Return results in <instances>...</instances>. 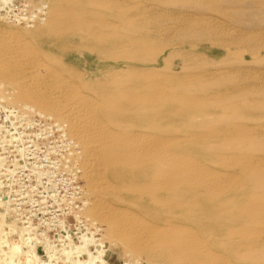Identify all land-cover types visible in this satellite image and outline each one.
<instances>
[{
    "label": "bare ground",
    "instance_id": "obj_1",
    "mask_svg": "<svg viewBox=\"0 0 264 264\" xmlns=\"http://www.w3.org/2000/svg\"><path fill=\"white\" fill-rule=\"evenodd\" d=\"M117 1L26 0L36 33H48L55 41H88L100 49L105 39L112 40L107 51L104 46L107 70L100 81H92L89 73L64 72L26 32L0 30V100L50 120L64 135L70 145L69 165L84 182L88 202L82 211L89 225L99 221L112 232L132 235L135 254L166 264H255L250 258L257 256L247 253L264 245V195L242 184V176L255 165L247 157L208 154L200 149L205 144H198L212 137H237L245 128L200 130L204 128L196 125L194 114L202 102L191 89L176 88L173 77L143 68L156 54L155 47L136 36L143 30L133 17L145 15L144 8L136 0L122 5ZM106 9L117 11L122 33L104 16ZM232 107L229 111H235ZM180 121L192 127L185 130ZM109 173L115 184L108 181ZM108 198L126 206L110 204ZM140 203L163 219L149 223L136 216L134 208ZM114 212L120 213L119 219ZM186 218L212 234L204 237L185 227L180 221ZM221 236L237 258L241 253L250 258L237 261L216 254L207 240L216 243Z\"/></svg>",
    "mask_w": 264,
    "mask_h": 264
},
{
    "label": "rangeland",
    "instance_id": "obj_2",
    "mask_svg": "<svg viewBox=\"0 0 264 264\" xmlns=\"http://www.w3.org/2000/svg\"><path fill=\"white\" fill-rule=\"evenodd\" d=\"M134 2L141 4L145 14L139 15V19L133 17L143 30L136 36H142L147 46L156 50L149 47L156 54L143 68L173 77L176 88L191 89L190 94L202 102L194 114L196 125L204 128L200 130L208 127L217 132H232L245 128V132L240 130L244 132L241 136L212 137L198 144H205L200 149L208 150V154L252 159L255 167L247 170L250 173L244 172L242 184L248 191L264 195V0ZM26 6V0L0 1V30L26 32L32 43L49 59H55L64 72L89 73L92 81L103 79L107 70L104 54L112 40L99 44L103 49L78 39L55 41L48 33H36L34 17H29ZM116 12L103 11L112 24L120 22ZM117 26L116 30L122 33L121 25ZM99 49L102 53H98ZM229 105L235 111H229ZM49 121L0 100V264H166L160 258L135 254L131 249L132 235L112 232L99 221L95 225L79 221V188L85 196L84 182L69 165L70 145L66 138ZM182 122L179 126L183 129L192 127L191 123ZM107 176L109 182H117L110 173ZM143 179L138 177L139 182ZM106 201L120 208L126 206L112 198ZM140 204L134 208L136 216L149 223L163 219L152 207ZM113 215L116 220L121 216L117 212ZM194 222L191 218L180 221L204 237L212 234L210 229L198 228ZM207 241L216 254L223 252L237 261H247V254H252L257 259L250 258L251 261L264 264V245L237 258L232 244L222 236L216 243L211 237Z\"/></svg>",
    "mask_w": 264,
    "mask_h": 264
},
{
    "label": "built area",
    "instance_id": "obj_3",
    "mask_svg": "<svg viewBox=\"0 0 264 264\" xmlns=\"http://www.w3.org/2000/svg\"><path fill=\"white\" fill-rule=\"evenodd\" d=\"M79 192H80V195H81L80 198H79V200H80L79 204L82 207L81 210H80L81 215L79 216V221H83L84 223L87 224V222H86V220H85V218L83 216V211H82L83 208H84L85 202H87V200H86L87 198H85V196L82 194L81 188H79Z\"/></svg>",
    "mask_w": 264,
    "mask_h": 264
}]
</instances>
